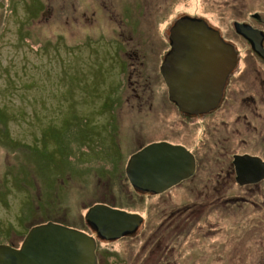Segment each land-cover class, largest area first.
<instances>
[{
    "label": "rangeland",
    "instance_id": "374dc122",
    "mask_svg": "<svg viewBox=\"0 0 264 264\" xmlns=\"http://www.w3.org/2000/svg\"><path fill=\"white\" fill-rule=\"evenodd\" d=\"M0 3V245L16 248L32 227L79 224L90 203L132 188L125 178L96 175L105 159L94 143L101 141L112 153L124 145L129 155L148 137L167 134L170 117L158 108L152 82L157 59L150 46L166 38L159 27L165 32L176 20L194 16L230 36L238 37L235 21L264 28V0ZM237 39L240 57L257 56ZM122 69L129 76L123 89ZM172 195L192 209L193 202L205 205L190 222L175 264H264V226L254 220L255 206L228 203L226 193ZM136 200L124 205L144 216L146 230L114 245L127 264H153L139 257L148 244L143 231L167 227L164 203L170 199L166 193Z\"/></svg>",
    "mask_w": 264,
    "mask_h": 264
},
{
    "label": "flooded vegetation",
    "instance_id": "af4514ba",
    "mask_svg": "<svg viewBox=\"0 0 264 264\" xmlns=\"http://www.w3.org/2000/svg\"><path fill=\"white\" fill-rule=\"evenodd\" d=\"M261 12L264 14L263 11ZM251 15L254 19L258 18L256 13ZM200 19L219 32L223 40L237 53L236 65L227 74L218 104L207 112L188 114L182 112L178 105L171 100L170 88L161 72V65L164 57L171 50L170 30L174 23L165 32H162L159 27L158 34H166V38L162 37L163 41L158 39L157 45L151 44L150 46L151 53L156 55L155 59H157L155 82H152L156 89L155 96L158 97L160 104L158 108L170 117L167 134L156 140H149L148 137V141L142 144L138 143V146L129 155L125 153L124 145L119 147L118 152L112 153L110 147L101 144V141L94 143L98 148L101 147L105 159L99 162L98 166L101 169L96 170V175L101 174L113 180L125 178V182L130 184L133 190L132 188L129 191L124 190L119 197L113 191L110 201L104 197L99 202L90 203L86 206L87 210L83 214V221L79 224L60 222L65 226L84 231L95 239L98 264H127L120 252L116 251L114 243L132 237L141 227L146 230L149 223L140 212L129 210L127 205H124L127 203L134 205L137 195L162 196L168 193L170 199L164 203V213L171 218L167 227L163 230V226L159 225V228L155 229L152 225V229L150 228L147 232L143 231L145 234L143 239L148 244L143 246V256L139 255V257L142 260H150L153 264H175L174 258L180 255L183 239L188 237L190 222L198 220L199 211L205 207L202 205L203 203L199 202H193L195 206L193 209L190 203H175V196L172 195L174 192L197 191L201 197H209V194H220L219 196L222 197L221 195L225 193L229 194L228 203H245L250 208L255 206V212H252L254 220L259 219L257 222L264 226V53L261 54L255 49L252 39L237 31L235 24L238 21L234 22L235 34L238 36L236 37L230 36L229 30H226L225 33L217 25L210 24L204 18ZM241 23L248 24L252 29L261 30L262 34L260 33L259 39H261L264 49V28H259L251 22ZM237 38L244 40L251 53L257 56L240 57ZM121 53V51H117L115 56L120 59ZM138 54L140 55L139 51L136 52V55ZM120 62L122 64V60ZM250 62L253 63L254 70L249 68ZM121 71V82L124 88V84L129 82V76L126 70L122 69ZM155 89L151 93L155 92ZM159 142L183 147L191 154L194 168L187 178L171 185L163 192L154 193L136 187L127 174V166L133 155L148 145ZM241 157L251 159V162L247 164L245 176H254L256 179L248 180L245 183L238 180L239 171H241L239 163ZM123 180L121 179V181ZM236 191L241 194H235ZM95 205H106L130 214H140L141 222L134 230L123 233L121 237L108 238L102 235L87 219V212ZM214 205L217 204H209L211 207ZM184 208V212L180 211Z\"/></svg>",
    "mask_w": 264,
    "mask_h": 264
},
{
    "label": "water",
    "instance_id": "95a60500",
    "mask_svg": "<svg viewBox=\"0 0 264 264\" xmlns=\"http://www.w3.org/2000/svg\"><path fill=\"white\" fill-rule=\"evenodd\" d=\"M235 27L253 40L258 52L264 53L258 30L241 23ZM170 40L171 50L164 57L161 72L170 88L171 100L184 113L211 110L222 96L228 72L236 65V51L204 20L190 16L175 21ZM250 162L247 157L239 160L241 183L256 179L245 176ZM193 168V158L183 147L159 142L133 155L127 174L136 187L160 193L187 178ZM87 219L108 238L121 237L141 222L139 215L105 205L92 207ZM0 264H98L96 242L85 232L48 222L32 227L18 248L0 245Z\"/></svg>",
    "mask_w": 264,
    "mask_h": 264
},
{
    "label": "bare ground",
    "instance_id": "6f19581e",
    "mask_svg": "<svg viewBox=\"0 0 264 264\" xmlns=\"http://www.w3.org/2000/svg\"><path fill=\"white\" fill-rule=\"evenodd\" d=\"M223 39V38H222ZM96 206V205H95ZM106 206V205H105ZM94 207V206H93ZM124 212V211H123ZM88 213V212H87ZM127 213V212H126ZM127 214H130V213H127ZM59 224V223H58ZM65 226V225H64ZM68 227V226H67ZM71 228V227H70ZM74 229H76V228H74ZM78 230V229H77ZM79 231H81V230H79ZM82 232H84V231H82ZM89 235V234H88ZM90 236V235H89ZM92 237V236H91ZM95 240V239H94ZM96 242V241H95ZM97 256V255H96Z\"/></svg>",
    "mask_w": 264,
    "mask_h": 264
},
{
    "label": "trees",
    "instance_id": "16d2710c",
    "mask_svg": "<svg viewBox=\"0 0 264 264\" xmlns=\"http://www.w3.org/2000/svg\"><path fill=\"white\" fill-rule=\"evenodd\" d=\"M118 86V85H117ZM119 87V86H118ZM121 87V89H123V87L122 86H120ZM120 87H119V89H120Z\"/></svg>",
    "mask_w": 264,
    "mask_h": 264
}]
</instances>
